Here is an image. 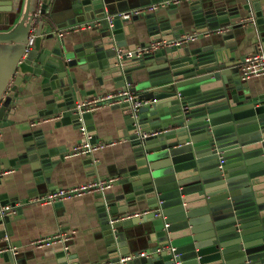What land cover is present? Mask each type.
<instances>
[{
    "label": "water",
    "instance_id": "95a60500",
    "mask_svg": "<svg viewBox=\"0 0 264 264\" xmlns=\"http://www.w3.org/2000/svg\"><path fill=\"white\" fill-rule=\"evenodd\" d=\"M162 1L0 0V15L20 12L25 3L20 22L15 24L14 16L7 21L9 32L0 34V44L20 48L0 85V128L20 89L30 84L41 90L45 105L37 118L60 116L61 124L85 125L95 143L94 115L84 107L96 97L88 77L101 86L113 80L147 103L138 111L130 104L113 107L123 113L132 153L116 172L114 186L120 188L97 196L104 259L110 264H264V93L241 77L235 53L245 50L227 33L200 48L151 49L157 41L178 38L185 25L202 38L239 28L233 20L242 16L220 14L206 0H194L190 11L170 4L134 17L144 21L140 29L118 17L112 24L107 19ZM252 1L242 4L250 16ZM253 7L263 24L260 5ZM37 11L36 38L26 54ZM76 28L69 33L72 41L69 34L58 35ZM261 42L264 48V37ZM53 142L43 130L26 134L24 150L15 147L16 158L0 160V184L11 167L28 166L34 195L44 184L54 187L64 156L50 147ZM11 199L0 194V209L12 202L20 215L13 202L18 198ZM13 219L0 215L1 238L11 234ZM142 250L149 255L140 257ZM129 256L135 257L122 262ZM4 258L20 264L12 253ZM60 259L78 263L65 252Z\"/></svg>",
    "mask_w": 264,
    "mask_h": 264
},
{
    "label": "crops",
    "instance_id": "0c3cea01",
    "mask_svg": "<svg viewBox=\"0 0 264 264\" xmlns=\"http://www.w3.org/2000/svg\"><path fill=\"white\" fill-rule=\"evenodd\" d=\"M206 2L209 8L220 10L222 12L220 14L239 12L242 17L233 20V22L242 26L236 29L230 27V30L225 32L223 29L220 32H209L189 45L192 48H200L203 43H207L206 45L211 44L213 39L214 42L222 41L224 33L233 34L236 45L238 44L239 49L245 50L240 54L235 53L241 73L243 61H241L240 56H244L245 59L248 55L260 51L264 52L263 43L261 42L264 37V30H261V28L264 29V23L258 24V17L255 16L256 13L253 7L255 4H259L262 18H264V0L251 2L253 12L251 16L242 8V4L247 3L248 0H206ZM153 4L137 8H145ZM188 5L187 0H181L179 3L183 11L189 10ZM24 10L25 3L20 12L16 10L15 14L0 15V34L9 32L7 21L14 16L15 24L19 23ZM131 10L133 9L128 11ZM124 23L125 26L129 25L133 30L143 28L144 25L143 20H130ZM183 29L184 33L182 34L198 33L192 25H185ZM73 37L74 35L71 34L70 36L69 34L66 39L72 41ZM18 46L15 43L0 44V85L3 84L6 75L9 74L12 68L10 67L11 62L14 63V60L20 55ZM88 78H90V82L95 84L96 97L121 90L111 79L101 86L95 79ZM248 82L250 85L257 87L258 93H264V77L252 78ZM7 84H10V82H7L6 86ZM22 88L13 105L7 109L4 115L6 121H3V126L0 128V145H2L0 160L16 158L18 154L13 152V148H21L23 151L25 135L36 129L43 130L46 135L50 134L54 137V142L50 144V147L60 151L64 156V160L59 164L58 174L52 179L54 187L49 188L44 184L37 189V195L32 193L33 190H36V187L33 182L32 171L28 166L11 167L2 175L0 194L7 195L9 199L18 198L13 202H15L16 208H21L22 212L18 215L14 208V213L11 215L14 218L11 222V234L10 231H6L7 236L5 238L0 237V250L8 251L0 253V264H10L4 258L6 253H12L14 258L17 257L15 260L19 261L20 264H61L60 255L63 252L67 253L68 256H76L78 263L75 264H110L107 259H104L107 251L105 250L106 247L104 248V240L101 238V222L98 212V202L100 200L97 199L99 194L88 192L84 196L64 201L61 207L56 206L59 202L42 205L32 202L31 199L55 190L70 189L99 179H119L116 172L125 164V158L132 153L131 143L124 136L123 113L113 107H103L95 110L93 121L97 131V142H111L113 144L107 145L94 154L73 155L74 146L83 140L80 128H75L72 124H61L59 118L46 120L34 126L35 122L44 120L41 117L37 118L39 111L45 108L41 99V90L30 84ZM17 152L20 153V149ZM117 188L120 187H115L113 184L101 194H110ZM8 206L12 207V202ZM2 209H0V212ZM60 233L70 234L72 239L67 243H58L45 248H38L34 245V242L39 238H46ZM67 263L71 264L70 260Z\"/></svg>",
    "mask_w": 264,
    "mask_h": 264
},
{
    "label": "built area",
    "instance_id": "2783aa9c",
    "mask_svg": "<svg viewBox=\"0 0 264 264\" xmlns=\"http://www.w3.org/2000/svg\"><path fill=\"white\" fill-rule=\"evenodd\" d=\"M188 2L194 1V0H187ZM181 0H171V1H163L161 4H153L149 7L145 8H137L133 9L128 12L119 13L116 15L109 16L107 19L110 24L113 23L116 17L124 20V21H130L134 17L142 16L143 14L153 12L157 10L162 5H170V4H179ZM35 19L33 21L32 28L30 30L28 43L25 47V53H29L32 46L34 45V41L36 38L35 31L37 27V17L39 16V12H35L34 14ZM72 31H78V28L76 29H67L63 30L58 33L59 37H63ZM199 39L198 33H190V34H182L178 38H175L173 40H160L152 44L151 49L152 50H159V49H165V48H175V47H181L185 45H189ZM131 56V54H130ZM241 76L244 81H249L252 78H260L264 77V52L260 51L258 53H254L251 55H248L242 62L241 65ZM147 102H144V100L139 99L138 95L131 91L130 89L126 90H118L115 92L103 94L101 96H97L90 101L86 102L84 104V107L86 108V111L88 112H94L95 110L103 107H114L117 105L122 104H130L132 108L135 111H138V109L145 105ZM56 118H60L56 117ZM54 117L45 118L44 120H40L38 122H35L33 125H39L41 122L46 120H53ZM80 131L83 135L82 142L76 144L72 150L73 155L78 154H94L98 152L99 150L105 148L107 145H112L113 143H106V142H93L92 135L87 129V126L83 125L80 128ZM117 178H108V179H99L96 181H91L87 183H83L77 186H74L70 189H59L52 192H49L46 195L43 196H37L31 199L32 202L42 204V205H50L55 204L57 202H64L67 200H71L75 197H81L84 196L88 192L101 194L105 192L108 188H110L115 182H117ZM14 213V208L10 206L4 207L0 215H12ZM147 214V212L144 213H135L131 217H141ZM129 217V218H131ZM71 235L66 233H60L53 236H49L46 238H39L34 242V245L38 248H45L50 247L58 243H67L71 240ZM8 252L7 250H0V253ZM15 252V251H13ZM160 252V250H158ZM149 254L147 252H141L140 257H147ZM135 256H129L122 260V262H125L126 260H130L131 258H134Z\"/></svg>",
    "mask_w": 264,
    "mask_h": 264
}]
</instances>
